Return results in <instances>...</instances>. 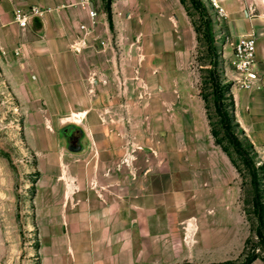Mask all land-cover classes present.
<instances>
[{
	"label": "rangeland",
	"instance_id": "1",
	"mask_svg": "<svg viewBox=\"0 0 264 264\" xmlns=\"http://www.w3.org/2000/svg\"><path fill=\"white\" fill-rule=\"evenodd\" d=\"M9 2L0 0V8L14 15L18 5L12 7ZM183 7L181 14L176 0H114L112 8L120 18L118 29L114 21L110 29L106 16L108 34L103 19L98 20L90 35L79 29V38H85L81 50L90 48L92 58L112 54L119 57L123 44L132 50L128 55L132 69L130 72L129 66V78L125 75L127 85L119 73L118 90L113 89V94L110 80L105 77L99 79V86H94L91 79L83 85L85 90L79 85L73 93H65L62 88L55 94L54 90L50 94L19 93L17 37L0 29V264H58L49 260L54 252V231L59 230L57 221L63 210L77 212L73 201L79 204L82 197L86 166L92 172L97 168L107 177L116 176L121 188L130 176L134 177V197L145 201L150 211L142 222L144 232L155 234L152 242H157L159 231L165 233L167 260L163 264H237L258 243L255 229L260 222L253 210L251 177L227 139L222 144L238 164L240 174L228 166L224 175L229 174V184L224 188L213 184L210 191L195 188L197 170L203 177L223 173L193 165L194 153L202 146H207L209 152L222 149L214 141L209 124L219 131V137L223 135L208 74L214 60L219 78L231 82L222 100L228 114L232 115L233 90L240 88L232 82L231 45H225L221 21L209 13L206 16L207 11L196 8L190 0H184ZM176 18L180 22L173 32L176 47L153 56L148 52L153 41L169 39L165 24ZM206 18L211 23L209 43L215 47L216 58L203 37ZM81 23L89 24L88 17ZM187 43L189 51H185ZM182 50L176 54L180 65L174 75L181 86L182 95L177 101L181 107L174 111L167 105L163 111L160 108L164 99L168 103L176 99L168 92V85L166 97L156 94L157 79L161 81L166 67L173 65L175 53ZM154 62L157 76L152 70ZM173 72L170 68L167 76ZM102 86H108L107 91L101 93ZM85 102L90 103L89 110L79 111ZM69 125L82 132L79 151L67 148L64 133ZM233 130L258 168L264 162V153L254 147L239 126ZM143 183H148V188L143 189ZM259 188L264 189L262 180ZM223 191H229V207L219 205ZM68 199L72 205L66 207L63 202ZM57 235L61 237V232ZM56 249L62 250L61 242ZM255 252L263 254L259 248ZM156 259L153 256L151 264ZM250 264H264V259L256 258Z\"/></svg>",
	"mask_w": 264,
	"mask_h": 264
},
{
	"label": "crops",
	"instance_id": "2",
	"mask_svg": "<svg viewBox=\"0 0 264 264\" xmlns=\"http://www.w3.org/2000/svg\"><path fill=\"white\" fill-rule=\"evenodd\" d=\"M78 1L80 0H10V6L18 5L16 9L28 12L25 27L19 26L11 10L0 8L1 31H8L10 36L17 37L15 48L18 52L19 93L30 92L34 95L46 92L50 94L49 92L54 90L55 94L58 88H62L65 93L66 90L73 93L79 85L83 87L85 82L91 79H94V86H99V79L105 77L110 80L108 82L111 87L108 86L112 90L110 93L113 94L115 93L113 89L118 90L116 84L119 83L117 81L119 73L124 78L123 83L127 85L126 79L130 76L129 66L131 72L133 62L129 61L128 56L132 50H129L126 44L120 46L119 57L108 53L110 57L96 55V58H92L93 53L90 48L81 50L78 27L87 17L86 12L78 5ZM176 1L180 5L179 12L184 14V7L180 0ZM219 2L224 9V16H213L223 24L220 32L226 33L225 45H231L239 36L254 35L256 68L264 73V0H220ZM92 3L99 12L98 20L103 19V23L106 22L107 16L102 0H97L95 3L92 1ZM113 4L114 0L111 4L112 23L114 21L118 29L120 18L116 16L112 8ZM31 7L39 9V12L29 11ZM178 20V18L174 19V22L172 19L168 20L169 22L165 24L167 30L164 29V32L168 33L170 38L153 41L148 52L154 53L153 56H155L158 54L157 51L161 52L163 49L174 50L177 42L173 40V32L177 29V25H180ZM217 24H214L215 28L218 27ZM104 25L108 34L106 23ZM182 25L185 24L182 23ZM184 47L185 51H189L190 43L185 44ZM182 52L184 50L175 53L173 65L166 67L160 77L161 81L157 79L159 90L156 94L161 98L166 97L165 91L168 85V92L176 99L174 103H168L164 99L163 108H160L163 111L167 105L174 111L181 107L177 102L182 95L181 86L177 76L174 77V75L179 72L180 62L177 55ZM229 53L231 55V49ZM155 65L156 62L152 64V70L157 76L158 69ZM170 68L174 72L171 77H168ZM107 87L102 86L101 93L107 91L105 90ZM83 90H85L84 87ZM233 102V114L239 128L244 131L254 147L260 148L264 153V87L255 90L234 89ZM88 104L90 103L85 102L84 107L78 110L88 111ZM149 104L150 102L148 106ZM200 149L194 153V167L199 166L206 170L211 167L222 170L223 173L216 172L211 177L209 175L203 177V175L199 176L201 173L197 170L198 174H195L198 181L193 179L196 182V190L210 191L212 184L217 188H224L225 184H229L230 178L229 174L224 175L225 169L228 166L235 169L229 157L222 149L213 152H209L207 146H202ZM85 174L79 204L73 201L77 212H68L65 209L60 220L57 221L59 230L54 231L56 234L53 240L54 252L52 251L53 256H50L49 260L58 264H151L150 260L155 256L157 259L153 260L154 264L165 263L167 260L165 233L159 231L157 242H152L155 234L144 232L142 222L150 216V211L146 209L145 201L136 200L134 197V177H128L130 180L127 178L126 186L124 184L121 188L116 176L110 175L108 178L101 171L98 172L97 168L95 172H92V169L86 166ZM147 185L148 183H143L142 188H148ZM70 191L71 186H68L67 192L70 193ZM219 197L221 198L220 206H230L229 191L228 193L223 191ZM63 204L67 207L72 205V202L68 199ZM160 214L158 210L159 217ZM59 232L61 237L58 238ZM60 242L62 250L59 252L56 247Z\"/></svg>",
	"mask_w": 264,
	"mask_h": 264
},
{
	"label": "trees",
	"instance_id": "3",
	"mask_svg": "<svg viewBox=\"0 0 264 264\" xmlns=\"http://www.w3.org/2000/svg\"><path fill=\"white\" fill-rule=\"evenodd\" d=\"M196 8H200L202 10H206L205 5L201 0H190ZM103 3V8L107 16L108 24L110 28L113 27L112 23V14H111V4L112 0H102ZM180 3L184 6V0H180ZM205 8V9H204ZM208 11L206 12L207 16ZM193 28L195 33L198 34V29L196 28L195 24L192 22ZM211 23L208 18L204 21V30H203V37L207 41V49L210 51L213 55V57L216 58V50L215 47L213 46L212 43H209V38L211 37ZM216 62L215 60L213 61V68L209 71V80L212 88V94L214 97L213 103L215 107V111L217 115L219 116V121H220V129L223 132V135L221 137L218 136L219 131L214 129L210 124V132L214 138V141L216 144H218L222 150L226 153V155L229 157L231 163L237 170L238 174H240V168L234 158L232 157L231 153L228 151L227 147L222 144L223 139H227L228 142L232 145L234 148L235 152L237 155L241 158L243 164L248 168L250 177H251V183L253 184V190H254V195H253V210L255 215L257 216L260 225L256 227L255 233L258 238V243L252 248V251L249 252L245 256V259L237 264H250L254 259L256 258H262L264 259V189L261 191L262 188H259V182L262 180L263 185H264V162L256 168L254 164L252 163V160L249 157V153L247 150L243 148V145L235 132H233V127L238 126V123L234 120L231 119L234 118L233 114V107H234V102L233 98H230L231 101V111L232 115L228 114L225 105L223 104V96L225 95L226 91L230 89L231 87V82H223L219 78V73L216 71ZM202 99L204 103H206V99L204 95H202ZM209 118V117H208ZM251 145V144H249ZM259 175L262 177H259ZM247 243V242H246ZM246 246V245H245ZM259 248L260 250L263 251V254H260L259 252H255V249ZM215 264H235L232 262H225V263H215Z\"/></svg>",
	"mask_w": 264,
	"mask_h": 264
},
{
	"label": "built area",
	"instance_id": "4",
	"mask_svg": "<svg viewBox=\"0 0 264 264\" xmlns=\"http://www.w3.org/2000/svg\"><path fill=\"white\" fill-rule=\"evenodd\" d=\"M220 0H203L209 15L224 16V9ZM81 8L86 12L89 24L81 23L79 29L84 35H90L98 22V10L91 0H81ZM31 12H39L31 8ZM28 12L23 9L14 11V18L21 27L27 23ZM81 46L85 45V38H81ZM105 45V41H100ZM77 49V48H76ZM231 64L233 68L232 82L240 89L255 90L264 87V73L256 68V38L254 35H242L231 44Z\"/></svg>",
	"mask_w": 264,
	"mask_h": 264
},
{
	"label": "flooded vegetation",
	"instance_id": "5",
	"mask_svg": "<svg viewBox=\"0 0 264 264\" xmlns=\"http://www.w3.org/2000/svg\"><path fill=\"white\" fill-rule=\"evenodd\" d=\"M67 132L64 133V138L66 140V144L69 143L72 145V143L77 144L81 140L82 132L79 128H77L74 125L67 126Z\"/></svg>",
	"mask_w": 264,
	"mask_h": 264
},
{
	"label": "water",
	"instance_id": "6",
	"mask_svg": "<svg viewBox=\"0 0 264 264\" xmlns=\"http://www.w3.org/2000/svg\"><path fill=\"white\" fill-rule=\"evenodd\" d=\"M67 148H68L69 150H71V151H79V150H81L82 147H81V145H80V141H79L75 146H73V145L67 143Z\"/></svg>",
	"mask_w": 264,
	"mask_h": 264
}]
</instances>
